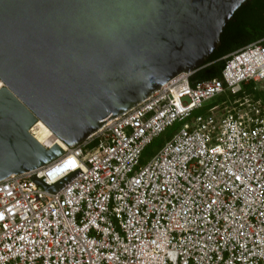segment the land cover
Returning a JSON list of instances; mask_svg holds the SVG:
<instances>
[{
    "label": "built area",
    "instance_id": "1",
    "mask_svg": "<svg viewBox=\"0 0 264 264\" xmlns=\"http://www.w3.org/2000/svg\"><path fill=\"white\" fill-rule=\"evenodd\" d=\"M261 40L224 55L219 77L177 74L46 164L0 179V264H264V105L245 96L194 114L264 80ZM77 168L55 194L29 177L51 185Z\"/></svg>",
    "mask_w": 264,
    "mask_h": 264
},
{
    "label": "water",
    "instance_id": "2",
    "mask_svg": "<svg viewBox=\"0 0 264 264\" xmlns=\"http://www.w3.org/2000/svg\"><path fill=\"white\" fill-rule=\"evenodd\" d=\"M245 0H0V179L77 145L180 72L200 68ZM81 170L47 185L56 193ZM29 174V173H28Z\"/></svg>",
    "mask_w": 264,
    "mask_h": 264
},
{
    "label": "trees",
    "instance_id": "3",
    "mask_svg": "<svg viewBox=\"0 0 264 264\" xmlns=\"http://www.w3.org/2000/svg\"><path fill=\"white\" fill-rule=\"evenodd\" d=\"M263 38L264 0H245V2L234 12L232 18L223 27L222 32L220 33V44L218 47L211 52L204 64L189 76V82L194 83L203 79L219 77L224 65V60L222 59L224 55ZM261 42L264 44V39L261 40ZM253 83L257 82L243 84L242 88L235 94L228 93L230 100L234 98L242 99L245 96H250V99L253 101L260 99L264 105V92L259 95L256 89L254 91ZM227 103L228 102L226 101L223 102L220 106L221 111ZM213 105L216 104L212 102L204 104L200 110L207 112ZM160 136L156 137L148 146L157 147L159 142L161 145L162 142L169 137V134L168 132H165L163 138H159ZM146 149L144 150V153ZM153 152L154 150H150L149 153L151 154Z\"/></svg>",
    "mask_w": 264,
    "mask_h": 264
},
{
    "label": "bare ground",
    "instance_id": "4",
    "mask_svg": "<svg viewBox=\"0 0 264 264\" xmlns=\"http://www.w3.org/2000/svg\"><path fill=\"white\" fill-rule=\"evenodd\" d=\"M180 73H184V71ZM1 86H2V82L0 81V87ZM30 132L42 145L51 147L54 143H57L58 145L64 146L62 141L58 139L56 136H54L51 129L41 120H37L31 126Z\"/></svg>",
    "mask_w": 264,
    "mask_h": 264
},
{
    "label": "rangeland",
    "instance_id": "5",
    "mask_svg": "<svg viewBox=\"0 0 264 264\" xmlns=\"http://www.w3.org/2000/svg\"><path fill=\"white\" fill-rule=\"evenodd\" d=\"M252 85H254V88H253L254 91L256 89V91H258L259 95H261L264 92V81H259L257 83H253ZM223 100L226 101V102H229V100H230L229 95L226 94V93L221 94L219 96L214 97L213 99L205 101L204 104L212 102V103H215L218 106H221L223 104V102H224ZM197 113L204 114V113H206V111H202V110L198 109V110L194 111V114H197ZM179 126H180V122H176L173 128H177ZM167 132L169 134L170 130L166 131V133ZM163 137H164V133L159 138H163ZM156 142H158V141H156ZM159 146H160V142H159V145L157 147L148 146L147 147L148 150L146 149L145 153L143 154L142 160L143 161L147 160L150 157V155L152 154V153L151 154L149 153L150 150H154L155 151L156 149L159 148Z\"/></svg>",
    "mask_w": 264,
    "mask_h": 264
}]
</instances>
